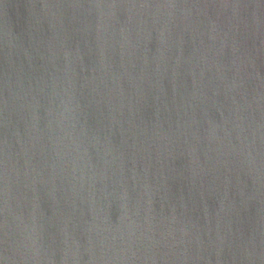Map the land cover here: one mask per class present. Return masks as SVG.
Wrapping results in <instances>:
<instances>
[{
	"label": "water",
	"instance_id": "obj_1",
	"mask_svg": "<svg viewBox=\"0 0 264 264\" xmlns=\"http://www.w3.org/2000/svg\"><path fill=\"white\" fill-rule=\"evenodd\" d=\"M0 264H264V0H0Z\"/></svg>",
	"mask_w": 264,
	"mask_h": 264
}]
</instances>
